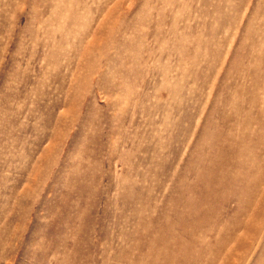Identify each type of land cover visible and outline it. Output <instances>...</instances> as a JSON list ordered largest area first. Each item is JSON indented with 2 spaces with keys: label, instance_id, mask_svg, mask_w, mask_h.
I'll return each instance as SVG.
<instances>
[{
  "label": "rangeland",
  "instance_id": "obj_1",
  "mask_svg": "<svg viewBox=\"0 0 264 264\" xmlns=\"http://www.w3.org/2000/svg\"><path fill=\"white\" fill-rule=\"evenodd\" d=\"M0 264H264V0H0Z\"/></svg>",
  "mask_w": 264,
  "mask_h": 264
}]
</instances>
